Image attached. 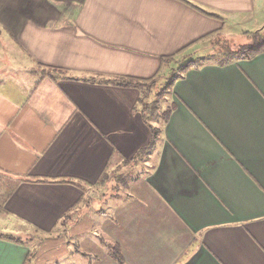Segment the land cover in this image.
Instances as JSON below:
<instances>
[{"label":"crops","instance_id":"1","mask_svg":"<svg viewBox=\"0 0 264 264\" xmlns=\"http://www.w3.org/2000/svg\"><path fill=\"white\" fill-rule=\"evenodd\" d=\"M263 30L264 0H0V175L18 181L0 226L55 234L75 264H264V52L185 72L133 177L152 133L111 82ZM120 166L119 195H96ZM29 250L0 239V264Z\"/></svg>","mask_w":264,"mask_h":264},{"label":"rangeland","instance_id":"2","mask_svg":"<svg viewBox=\"0 0 264 264\" xmlns=\"http://www.w3.org/2000/svg\"><path fill=\"white\" fill-rule=\"evenodd\" d=\"M260 36H264V30L259 32ZM237 35V34H236ZM229 39V40H228ZM225 39L223 36H218L215 41L213 40V43H211L209 50L207 49L204 54L199 51L196 53L193 57H201V56H207L210 57L211 55H214L213 58H210V61H218L220 59L221 52H223L226 49L229 50H237L239 47L246 45L247 43L252 42L254 39L248 38L247 36H236L235 38H228ZM231 40V41H230ZM209 45V44H208ZM188 60L187 59H180L178 62H169L166 63L164 68L161 71V74L157 77L156 81L152 84L147 83L145 85L140 86L138 89V92L141 94L140 98L144 94H148L146 96L145 102L142 103H153V102H158L157 109L158 112L152 116V114L145 113L144 114V123L148 125L149 130H154L156 131V135L160 133V128H161V123H162V114L168 110L170 107L165 105V103H168L165 97H168V92L164 93L159 97V94L161 93V90L163 89L164 85L168 82V80L171 77V74L175 72L181 65H184ZM45 73V74H44ZM32 75L33 77L36 78H41V76L48 77L51 76L52 73L48 72L47 70H42L40 68L32 70ZM169 105V104H168ZM138 108L141 109L140 103H138ZM141 113V111H139ZM151 128V129H150ZM151 148H149L150 150ZM145 154H142V159L145 158L146 160V165L142 164L139 162L141 159H135L134 162H132V170H127V175L128 177H133L137 175L138 173H144L146 172L147 169H149L152 166L153 160L151 159V154L145 157ZM125 164L123 163L122 166ZM139 165V166H137ZM143 165V166H142ZM137 166V167H136ZM122 167H116L113 170L114 174L112 176H107V177H112L108 179L109 183L105 186H98L96 189L98 190L96 192V195L103 194V193H111L116 196L117 194L119 195L120 190L123 189V185L121 187L115 183L117 181V178L120 177V172H123ZM106 177V178H107ZM115 178V180H114ZM133 180V179H132ZM130 180L129 182H132ZM2 182V180L0 179ZM111 183H114L113 185L116 184V188H112ZM1 189V188H0ZM1 191V190H0ZM0 197H2V194L0 193ZM0 225H1V217H0ZM25 230L19 232V233H9V229L0 226V234H6L10 235L11 237L21 241L24 245L29 247L32 250L33 254V262L32 264H75L77 260V252L73 249H68L65 246H60V242L57 244L55 241H53V238L56 237L55 234H41L39 232H32L28 230V228H24ZM59 237V236H57ZM51 238V239H50ZM57 240V239H56ZM71 252V254L69 253ZM69 253V254H68Z\"/></svg>","mask_w":264,"mask_h":264},{"label":"trees","instance_id":"3","mask_svg":"<svg viewBox=\"0 0 264 264\" xmlns=\"http://www.w3.org/2000/svg\"><path fill=\"white\" fill-rule=\"evenodd\" d=\"M253 41L251 43V45H246V46H241L239 47L237 50H229L226 49L223 52H221L220 55V59L218 61H210V58H213L214 55H211L210 57L207 56H201V57H195V58H189L187 59L188 61L184 64L181 65L175 72H173L171 74L170 79L168 80V82L164 85L163 89L161 90V93L159 94V97L161 95H163L164 93H170L172 90V87L174 85V83L182 78L184 76V73L187 72L190 69H197L205 64L208 63H216L219 65H226L227 63H229L231 60L233 59H251L253 57H255L256 55L263 53L264 52V36H260V34H254L253 35ZM186 48L189 47H185L184 49H181L179 52H183ZM178 52V53H179ZM174 59L173 56L170 57H166L164 59H161L162 63H168L171 62ZM42 70H46L44 68L39 67ZM45 74V73H44ZM44 76H41V78H39V80L43 79ZM50 77V76H49ZM157 77L154 79H148V80H140V79H134V78H116L114 80H111L112 83L116 84L117 86L120 87H124V88H129V87H134V88H139L142 85H145L147 83H154L156 81ZM146 96H148V94H144L140 99H139V103L141 106V109H136V111H141L142 116L144 117L145 113H151L152 116H154V114H156L158 112L157 109V105L158 102H153V103H142L145 102L143 100H145ZM174 108V104H172L170 106V108L168 110H166L163 114H162V123H167L169 116L171 114L172 109ZM151 129V128H150ZM152 133V139L150 142V145H148V147H146L145 149H141L137 155V157H135L133 160L138 159L142 156V154H145L146 150H148L149 148H151L154 144V140L156 137V131H152L150 130ZM106 176V173L104 172V175H102L100 181L104 180ZM6 176H2L0 175V179L2 180V182L0 181V193L2 194V197H0V215L3 216L6 213V209L4 207V203L5 200L7 198V196L13 191L15 185L17 184L18 181L16 180H10L5 178ZM5 182H3L4 180H6ZM44 181V180H42ZM0 239L9 241V242H13V243H17V244H22L21 241L11 237L10 235H6V234H0ZM33 260V254L32 251L29 250L28 255L26 257V260L24 262V264H30L31 261Z\"/></svg>","mask_w":264,"mask_h":264}]
</instances>
